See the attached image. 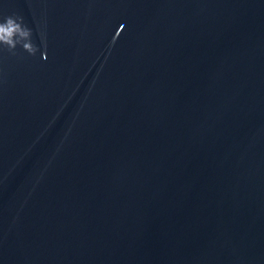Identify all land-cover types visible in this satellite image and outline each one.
<instances>
[{
  "label": "water",
  "instance_id": "obj_1",
  "mask_svg": "<svg viewBox=\"0 0 264 264\" xmlns=\"http://www.w3.org/2000/svg\"><path fill=\"white\" fill-rule=\"evenodd\" d=\"M8 16L37 50L0 33V264H264V0Z\"/></svg>",
  "mask_w": 264,
  "mask_h": 264
},
{
  "label": "clouds",
  "instance_id": "obj_2",
  "mask_svg": "<svg viewBox=\"0 0 264 264\" xmlns=\"http://www.w3.org/2000/svg\"><path fill=\"white\" fill-rule=\"evenodd\" d=\"M0 33L6 34L10 37L18 35L19 37L27 38V42L22 45L23 48L27 49L29 52H35L37 50L32 46V32L26 25H24L22 17H6L3 22H0Z\"/></svg>",
  "mask_w": 264,
  "mask_h": 264
}]
</instances>
